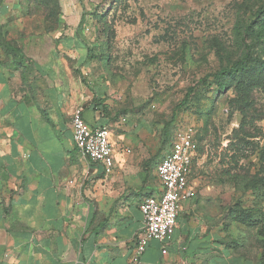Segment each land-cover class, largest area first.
I'll use <instances>...</instances> for the list:
<instances>
[{"label":"rangeland","instance_id":"obj_1","mask_svg":"<svg viewBox=\"0 0 264 264\" xmlns=\"http://www.w3.org/2000/svg\"><path fill=\"white\" fill-rule=\"evenodd\" d=\"M19 2L29 42L77 30L92 56L78 71L94 111L117 147L143 154L147 183H157L162 158L194 126L192 181L218 201L234 250L264 264V41L255 34L264 0ZM245 56L247 71L221 89L213 76Z\"/></svg>","mask_w":264,"mask_h":264},{"label":"crops","instance_id":"obj_2","mask_svg":"<svg viewBox=\"0 0 264 264\" xmlns=\"http://www.w3.org/2000/svg\"><path fill=\"white\" fill-rule=\"evenodd\" d=\"M19 9V0H0V264H254L234 250L218 201L192 175L169 238L132 261L140 204L159 181L146 182L134 144L112 138L109 176L76 150V113L107 127L78 71L92 56L77 30L29 42Z\"/></svg>","mask_w":264,"mask_h":264},{"label":"built area","instance_id":"obj_3","mask_svg":"<svg viewBox=\"0 0 264 264\" xmlns=\"http://www.w3.org/2000/svg\"><path fill=\"white\" fill-rule=\"evenodd\" d=\"M71 127L76 150L89 162L101 166L105 175L113 174L112 131L108 127H91L81 113L74 115ZM197 139L194 126H187L158 165L160 189L140 204L143 229L135 237L134 263L139 261L150 242H164L176 226L181 200L190 195V178L199 152Z\"/></svg>","mask_w":264,"mask_h":264},{"label":"trees","instance_id":"obj_4","mask_svg":"<svg viewBox=\"0 0 264 264\" xmlns=\"http://www.w3.org/2000/svg\"><path fill=\"white\" fill-rule=\"evenodd\" d=\"M263 13H264V8L262 12H260L256 18L255 23H258V26H257L255 34L257 36V39H262L264 41V25L260 24ZM247 60H248V57L245 56L241 61H238L236 64L232 65L229 68L221 70L220 72H218L217 74L213 76L216 79V83H218L221 89H224L226 87L223 80L227 78H234L237 75L244 74L247 71L248 69ZM192 92L193 90H190L188 96L185 98V100L182 102V104L179 106L178 109H183L185 107V105L187 104L188 97L192 94ZM260 264H263V263L260 262Z\"/></svg>","mask_w":264,"mask_h":264}]
</instances>
